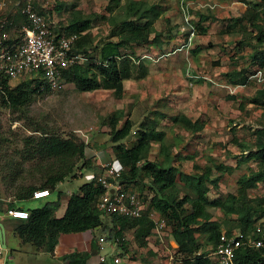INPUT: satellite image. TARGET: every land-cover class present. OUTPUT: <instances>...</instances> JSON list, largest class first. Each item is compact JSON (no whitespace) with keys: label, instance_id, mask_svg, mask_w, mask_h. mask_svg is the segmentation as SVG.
I'll use <instances>...</instances> for the list:
<instances>
[{"label":"trees","instance_id":"16d2710c","mask_svg":"<svg viewBox=\"0 0 264 264\" xmlns=\"http://www.w3.org/2000/svg\"><path fill=\"white\" fill-rule=\"evenodd\" d=\"M55 7L59 9L60 4ZM162 9V6L155 2L149 3L145 0H107L106 15L95 12L84 15L79 10L72 11L67 25H58L55 33L66 36L76 35L74 51L84 53L86 60L63 69L61 78L73 83L77 91L103 88L112 90L114 96L120 98L124 90L123 79L131 78L132 75L134 78L142 79L147 74L144 65L147 60L135 57L131 53L126 52V54L122 52V49L152 44L161 47L163 44L160 39L161 33L155 29L154 25L161 16ZM262 13L264 11L254 12L250 6H247L242 14L226 19L222 33L230 34L234 27L248 21L256 31L254 45L264 48V31L254 21V18L261 16ZM6 14L11 21L7 24L10 37L17 40L20 37V26L26 24L27 20L19 11L15 13L9 11ZM197 14L198 20L192 22L196 33L198 31L201 34L207 28L204 24L205 20L209 17L215 18L201 11ZM98 17L109 22L110 26L106 36L99 40L100 42L93 44V38L88 29ZM11 30L15 32L11 34ZM198 47L191 51L194 53L199 51ZM135 59H138L137 63L133 62ZM259 65L264 68V49L259 57ZM131 67H133V74ZM243 72L240 69L227 70L224 77L232 85H245L249 80ZM195 81L203 80L196 77ZM1 86L2 100L0 102L6 103L13 109L29 104L36 96L51 92L45 88L40 89L38 84L30 83L28 80H21L17 85L11 86L6 79H3ZM247 102L260 109L262 120H264V89L257 90L256 95L250 97ZM154 113L153 119L149 122L139 121L136 137L129 144H126L124 140L131 134L135 123L124 116L123 110H116L106 118H102L103 128L106 126L109 129L107 142L110 145V155L124 168L120 181L125 188H127L125 184H139L142 178L150 181L149 189L152 190L153 196L149 200V206L157 210L164 218L166 227L177 244L174 248L177 261L181 264H206L207 259L202 254H197L202 248L203 241L210 246H216L221 232L230 233L232 228L249 233L252 231L253 223L261 218L259 215L261 207L254 204L253 198L247 191L250 188L254 189L259 183H264V128L253 131L252 145L238 139L232 140L241 151L238 156H235L236 168L251 160L256 163L257 168L237 176L234 192L212 197L209 195L210 186L216 188L221 177L232 170V165L216 163L214 159L209 158L210 164L202 167L194 165L196 172L192 174L182 172L175 164L176 160L180 161V157L171 152L172 143L164 141L165 134L158 127L160 117L165 115L159 110H154ZM168 117L173 123L190 133L204 126L203 122L197 119L192 120L184 115ZM33 132H39L40 137H24L23 147L19 152L20 157L22 160L38 158L41 164L43 160L49 159L53 165L51 169H55L60 174L51 182L42 181L38 187L16 186L14 192L16 199L29 200L32 191L37 189L46 188L48 192L52 191V184L62 177L71 181L89 174L85 169L93 168L94 155H91L92 157L86 155L87 141L73 133L67 137L61 136L44 127H36ZM152 142L158 143L157 154L161 157L160 160H149ZM212 168L219 172L217 176L213 175ZM20 171V168H13L9 175L13 178L19 175ZM175 184H180L186 189L182 197H179ZM138 190L137 192L140 193V189ZM101 192L102 187L95 178L84 180L75 191L69 194L64 212L57 216L55 212L62 198L61 191L58 190L54 199H46L37 208H26L28 215L25 218L13 219L11 230L37 251L42 252L54 250L60 233H81V231L93 229L98 233L93 237L96 240L103 233L106 241L116 240L117 244L123 248H126L123 238L124 230L133 228L134 235L140 239L150 236L153 223L145 215L135 218L102 215L96 205ZM141 196H144L143 193ZM12 206L14 202L6 205V207ZM213 208L221 212V220L212 219ZM262 212L264 214V211ZM86 257L87 254L81 252L63 255L61 259L67 264H84ZM235 262L264 264V248L240 247L235 251Z\"/></svg>","mask_w":264,"mask_h":264},{"label":"rangeland","instance_id":"374dc122","mask_svg":"<svg viewBox=\"0 0 264 264\" xmlns=\"http://www.w3.org/2000/svg\"><path fill=\"white\" fill-rule=\"evenodd\" d=\"M18 1L22 2V0H0V15L9 11L15 13ZM145 1L155 2L163 8L161 16L154 25L155 29L161 33L160 39L163 44L161 47L152 44L122 49L124 53L146 59L147 63L144 65L147 74L142 79L134 78L132 75L129 80H124V90L120 98L115 97L112 90L103 88L77 91L73 83L62 78L60 89L36 96L29 104L19 109H13L6 103L0 102V185L2 188L5 184L40 185L42 181L51 182L52 179H57L60 174L55 169H52V173L53 165L49 159L43 160L41 164L38 158L22 160L20 157L23 138L40 137L39 132H33L36 127H44L66 137L73 133L88 142L86 152L90 154L96 151V146L91 145V140L96 133L101 132L102 118H106L116 110H123L124 116L135 123L131 134L124 140L126 144L136 137L140 120L149 122L155 115L154 110L163 112L165 116L160 117L159 128L165 134L164 141L172 143L171 152L180 157V161L176 160L175 164L182 172L192 174L195 171V164L201 167L210 164L209 158L214 159L216 163L232 165V170L221 177L216 188L210 186L209 195L212 197L234 192L237 176L257 168L253 160L236 168L235 156H238L241 151L232 140L238 139L252 145L253 131L264 128L260 109L247 102L250 97L256 95L260 85L254 79H249L245 85H232L227 82L224 73L227 70L240 69L246 76L252 70H258L263 74L264 68L259 65V57L264 48L254 45L256 31L248 21L234 27L230 34H223L222 28L226 19L242 14L247 6H250L254 12H263L264 0ZM31 2L37 10L55 18L59 25H67L72 11L79 10L84 15L93 12L106 15L107 0H31ZM57 4H60L59 9L55 7ZM182 6L187 7L193 21L198 20L197 12L200 11L215 18L209 17L205 20L206 30L201 34L198 31L194 34L188 49L180 48L186 27L182 18ZM254 21L264 31V13L255 17ZM109 26L110 23L100 17L93 21L88 29L93 38V44L100 42L99 40L106 36ZM180 29H182L181 33H179ZM14 32L15 30H11V34ZM196 46H199L200 50L194 53L191 50ZM178 47L181 50L174 51ZM135 61L137 63L138 59L133 62ZM131 73L133 74V67H131ZM196 77L203 81L196 82ZM21 80L24 79L14 78L8 80V83L15 86ZM174 114L185 115L192 120L197 119L203 122L204 126L196 132H187L168 117ZM104 129L108 134L109 129L106 126ZM104 144L105 147L110 148L107 140ZM157 149L158 143L152 142L149 160L161 159ZM102 156L105 157L104 159H111L110 154L108 155L104 150ZM96 162H99L98 157ZM95 164L90 171L96 169ZM13 168H20L21 171L19 175L11 178L9 174ZM212 173L214 176L219 174L214 168ZM85 176L71 181L63 178L56 182L60 184L57 189L65 192L70 189L75 190L77 185L86 180ZM125 186L131 190L139 191L140 189L141 195L142 193L153 194L149 189L150 181L145 178H142L139 184H125ZM175 186L179 197H182L186 189L180 184ZM247 192L253 198L254 204L261 207L259 215L264 218L262 212L264 211V183L257 184L254 189L250 188ZM0 193H7V191L2 190ZM55 197L56 192L52 193L51 198ZM3 208L0 205L1 211ZM212 213L214 216L212 219L221 220V212L213 208ZM10 227L12 228L11 223ZM161 233H165L163 240L158 234H153L146 240L137 238L133 231L127 229L123 233V238L128 253L127 258L125 254H122L121 264H181L175 256L174 247H177V244L174 243L175 246L170 244L173 238L168 227ZM101 235L105 237V234L101 233ZM12 237V234L8 233V241ZM203 242L202 250H206L209 244ZM111 244L112 241L107 240L101 250L102 253L109 251ZM9 248L10 244L6 249ZM12 254L27 258L26 254H18L16 251H12Z\"/></svg>","mask_w":264,"mask_h":264},{"label":"built area","instance_id":"2783aa9c","mask_svg":"<svg viewBox=\"0 0 264 264\" xmlns=\"http://www.w3.org/2000/svg\"><path fill=\"white\" fill-rule=\"evenodd\" d=\"M17 10L23 15L27 23L20 26V37L14 40L10 37L7 24L11 23L7 14L0 15V90L1 81L14 78L28 80L30 83L38 84L40 89L56 91L62 87V70L70 66L84 62L86 56L82 52L74 51L76 35H57L55 28L58 21L50 15L40 12L34 8L31 0L18 1ZM183 23L186 25V43L196 34L194 24L187 7H182ZM182 32V29L179 30ZM247 79H254L264 89V73L258 70L251 71ZM86 141V140H85ZM98 156H97V155ZM100 152L95 156L99 164H95L94 172L87 174L86 179L95 178L101 185L102 192L97 200V208L104 216H122L135 218L142 215L153 223L152 232L158 234L163 240L161 233L166 228L165 220L157 210L149 206V198L141 196L135 190L125 188L120 181L123 166L112 157L101 159ZM46 188L32 191L31 199L39 200L49 196ZM28 210L19 206L5 207L0 211L1 218H25ZM92 237L98 234L93 229H87ZM162 234V236H161ZM99 245L106 240L103 235L97 237ZM113 242L117 243L116 240ZM250 246L252 248H264V220L254 223L251 233L241 230H232L231 233L222 232L216 246H209L202 254L207 258L206 264H237L235 262V251L240 247ZM2 248L0 246V256ZM200 253V252H198ZM97 264H121L120 256L109 258L99 253L96 258ZM249 264V263H239Z\"/></svg>","mask_w":264,"mask_h":264},{"label":"crops","instance_id":"0c3cea01","mask_svg":"<svg viewBox=\"0 0 264 264\" xmlns=\"http://www.w3.org/2000/svg\"><path fill=\"white\" fill-rule=\"evenodd\" d=\"M129 79L130 78L123 79L122 80L123 85H124V80H129ZM158 127H159V124H158ZM105 132H106V129L101 127V132L96 133L95 136L91 140L92 141L91 145L96 146L95 147L96 151H93L90 154L86 152L87 156L94 155V157L91 156L94 159V162H93L94 164L97 160V157L95 156V153L97 151L102 153V155H103V150L106 151L108 155L110 154V150H109L110 148L105 147V144H104V142H106V140L108 138V134ZM102 155H100L99 157L101 159H104L105 157H103ZM104 155H105V153H104ZM96 164H99V162H96ZM87 172L91 174L92 171H90V169H89ZM62 179H63V177H62ZM62 179H59V181ZM18 185L21 186V185H28V184H5V186L3 188L0 185L1 191L2 190L7 191V193H0V205L1 206H3L5 208L7 203L14 202V206H22L24 208H37L43 204L45 199H54V198H51L52 193L60 190L62 198H61L60 206L57 209V211L55 212V215H57V216L61 215L64 212V210L66 208V203H67V199L69 197V194L72 193L73 191H75L77 189V187L79 186V185H77V187H76V185H75V187H76L75 190L70 189L69 191L65 192L61 189H57L60 184L55 183V184H52L53 189H52V191H49V194H48L49 196L44 197L43 199H39V200H32V199H29V200L25 199L24 200V199H16L14 196L16 186H18ZM45 185H51V184H45ZM35 186L38 187L40 185H35ZM6 187H8V189ZM143 195L146 198L148 197L149 200L153 196L152 193L151 194L144 193ZM4 208H3V210H4ZM213 217L214 216L212 215V218ZM12 220L13 219L7 218V217L0 219V223L2 225L3 233H4V244L6 247L8 246V244H10L9 249H6V247H5V250L2 251L1 256H0V264H67V262H65L64 260L61 259V256L69 255L72 253L80 254L81 252H85L87 254V257L85 258L84 264H97V262H96L97 261L96 260L97 255L99 253H102L101 250L103 249L104 244L106 243L105 242L102 246L99 245L98 241L92 237V233H90L88 230H84V231H81V233H66V234L60 233V235L58 237V242L55 245L54 250H52L51 252L37 251V249H35L30 243L23 241L20 237H18L17 235H15L12 232L11 227H10V223L12 222ZM130 230L132 231L133 228H130ZM125 231L126 230H124V232ZM95 232H97V230H95ZM8 233H11L12 236L15 238V240L12 237L8 241ZM152 235H153V232H150V236L149 235L146 236L145 239L146 240L150 239V237H152ZM173 240L174 239L170 240V244L172 246H175L176 244H174V243H176V242ZM2 248H3V246H2ZM109 248H110L109 251L102 253L108 257V261H109V258L114 257V256H120V258L122 259L121 254H125L126 258H127V253H128L127 248L122 249V246H119V245L117 246V243H115L113 241H112V244ZM12 251H16V252H18V254H26L27 258H21L20 256L16 257L15 255L12 254ZM110 252H112V253L108 254Z\"/></svg>","mask_w":264,"mask_h":264},{"label":"clouds","instance_id":"9594fccd","mask_svg":"<svg viewBox=\"0 0 264 264\" xmlns=\"http://www.w3.org/2000/svg\"><path fill=\"white\" fill-rule=\"evenodd\" d=\"M184 4H185V3H184ZM182 5H183V2H182ZM182 7H184V6H182ZM181 12H182V8H181ZM189 13H190V12H189ZM192 21H193V18H191V22H192ZM192 23H193V22H192ZM179 33H180V32H179ZM183 35H184L185 37L182 38L183 43H182V45H181L180 48H181V49H183V48H187V49H188V48H189V45H190V42H189V44L186 43L187 32H184ZM180 48H179V47H178V48H175L174 51H176V50H178V49L181 50ZM260 89H261V88H260ZM5 207H6V206H5ZM258 220H264V218H261V219L259 218V219H257L256 221H258ZM256 221H255V222H256ZM255 222H254V223H255ZM254 223H253V225H254ZM253 225H252V228H253ZM252 228H251V229H252ZM232 230H238V229H232ZM232 230H231V231H232ZM222 232H225V231H222ZM222 232H221V233H222ZM226 233H227V232H226ZM230 233H231V232H230ZM249 233H251V232H249ZM228 234H229V233H228ZM218 239H219V238H218ZM217 244H218V243H217ZM0 246H1V244H0ZM209 246H210V245H208V247H209ZM208 247H207V248H208ZM211 247H212V246H211ZM1 248H2V246H1ZM174 248H175V247H174ZM207 248H206V250H207ZM256 249H263V248H256ZM2 250H3V248H2ZM206 250H202V248H201L200 251H198V252H200V253L197 252V254H203L204 251H206ZM206 259H207V258H206ZM207 261H208V260H207Z\"/></svg>","mask_w":264,"mask_h":264},{"label":"water","instance_id":"95a60500","mask_svg":"<svg viewBox=\"0 0 264 264\" xmlns=\"http://www.w3.org/2000/svg\"><path fill=\"white\" fill-rule=\"evenodd\" d=\"M0 244L3 246V248L5 249V244H4V233H3V228L2 225L0 223Z\"/></svg>","mask_w":264,"mask_h":264}]
</instances>
